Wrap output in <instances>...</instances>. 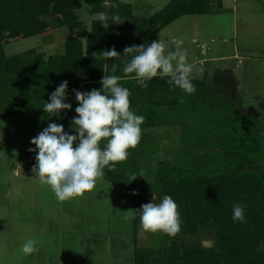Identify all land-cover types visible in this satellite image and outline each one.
<instances>
[{
    "label": "trees",
    "instance_id": "obj_1",
    "mask_svg": "<svg viewBox=\"0 0 264 264\" xmlns=\"http://www.w3.org/2000/svg\"><path fill=\"white\" fill-rule=\"evenodd\" d=\"M105 1L111 5L110 17L118 14L121 19L131 18L127 29L135 34L126 33L124 37L117 32L115 35L112 30L117 24L112 21H108L107 34L97 19L84 51L75 36L76 29L81 30L84 23L78 20L75 10L85 2L94 13L105 12ZM211 1L170 0L150 17L138 19L131 12H123L126 4L121 0H0V115L16 114L42 128L50 123L62 124L65 132L77 135L71 123L78 115L75 109L79 106L73 89L102 90L104 74L120 76L118 83L131 93L130 110L146 119L141 125L140 143L135 149H129L128 159L117 163L112 172L105 169L103 178L136 193L142 180H139L140 160L145 158V148L153 146L150 131L180 127L182 147L198 148L203 154L196 156L195 166L175 165L159 157L153 191L172 196L179 209L183 208L182 196H187V201L193 203L185 213L188 221L211 224L213 220L222 231L219 249L203 251L195 246L180 252L177 246H171L157 255L158 263L264 264V251L259 248L264 243V124L260 116L238 106L230 96L216 89L207 72L200 78L190 77L196 92L187 94L178 87H170L168 77L157 76L147 81L148 87L144 88L132 78L134 74L123 72L130 56L99 58L101 51L113 47L118 52L122 43L148 46L158 40L159 31L180 17L210 14ZM113 4L119 6L112 7ZM55 25L66 26L70 32L62 49L66 54L59 52L46 57L33 48L10 57L4 55L5 40L16 41ZM113 64L118 65L115 73L111 71ZM65 80L68 81L65 102L72 105L71 110H62L59 117L49 116L43 110L44 103L50 102L51 94ZM105 145L106 140H102L101 148ZM132 174H137L134 181L130 180ZM227 180L235 181L229 186L225 183ZM211 198L219 200L207 204ZM237 203L246 205L244 223L232 220V208ZM180 217L182 225H186L184 216ZM153 254V248H138L134 264H141V260Z\"/></svg>",
    "mask_w": 264,
    "mask_h": 264
},
{
    "label": "rangeland",
    "instance_id": "obj_2",
    "mask_svg": "<svg viewBox=\"0 0 264 264\" xmlns=\"http://www.w3.org/2000/svg\"><path fill=\"white\" fill-rule=\"evenodd\" d=\"M121 2L126 4L122 7L124 13L131 12L134 17L144 19L160 11L170 0ZM104 5L107 10L103 13L110 17V3L105 1ZM211 9L210 14L180 17L159 31L157 39L165 43L166 52L175 50L174 42L183 39L181 47L187 52L192 77L200 78L207 70L208 79L215 82L214 73L229 70L223 74L226 93L238 106L257 113L264 124V0H212ZM75 14L84 23L81 30L76 29L75 36L86 51L99 13L82 2ZM122 19L124 25H116L112 32L124 37L126 33L135 34L127 29L131 18ZM64 28L55 25L16 41L5 40L4 55L10 57L33 48L46 57L59 53L70 34ZM125 47L130 46L122 43L118 48L120 59ZM233 75L237 77L240 93L231 86ZM43 129L16 114L0 115V264H134L138 248L155 250L154 256L144 258L141 264H159L155 258L171 246H177L180 252L195 246L203 251L219 249L220 226L213 224V220L211 224L189 222L185 213L193 203L187 201V196H182L183 208L179 209L186 225L181 226L175 238L160 232H143L139 214L133 218L128 212L158 202L152 200L153 194H147L154 192V172L161 158L175 165L195 166L196 156L203 154L201 149L182 147L180 127L150 131L153 146L144 149L145 158L139 163V174L144 177L139 176L142 180L135 194L102 178L92 192L65 201L58 200L51 187L42 184L32 171L38 149L30 141ZM30 148L36 151H29ZM234 181L225 183L231 186ZM216 200L219 199L211 198L207 204ZM126 216L129 218L125 219ZM29 239L36 241L38 251L24 254L22 245ZM259 248L264 251V243Z\"/></svg>",
    "mask_w": 264,
    "mask_h": 264
},
{
    "label": "clouds",
    "instance_id": "obj_3",
    "mask_svg": "<svg viewBox=\"0 0 264 264\" xmlns=\"http://www.w3.org/2000/svg\"><path fill=\"white\" fill-rule=\"evenodd\" d=\"M113 4L112 7H118ZM109 19L114 24H122L118 14L109 17L101 12L98 20L105 29L109 27ZM64 31L67 32L65 26ZM175 50L166 52V45L160 39L154 40L148 46L141 44L125 47L123 57H131L123 67L125 74H134L144 88L147 81L153 78L168 77L170 87H178L187 94H194L196 86L191 81L192 66L188 64L187 52L181 46L183 39H177ZM61 54H66L62 50ZM95 56V52L93 53ZM121 57L113 47L101 51L100 59ZM118 65L111 66L112 73ZM203 72V68L200 69ZM122 78L118 75L102 77V90L92 89L90 92H80L73 89L79 106L72 119V126L77 135L64 131L62 124L50 123L37 137L30 142L38 149L36 165L32 171L42 184L49 185L56 198L60 201L82 197L86 192H92L97 181L105 176V169L112 172L116 164L126 161L130 155L129 149H135L141 140V125L145 122L143 115H137L130 110V91L118 83ZM68 81H63L50 96V102H45V113L60 116L62 110H71L72 105L66 103ZM103 92V94H102ZM183 103V98H180ZM106 140L102 149L100 143ZM79 141L74 146V143ZM30 148L29 151H36ZM143 176V173L139 174ZM137 174H132L134 181ZM112 187V186H111ZM135 194V193H134ZM153 201L141 205L140 209L128 210L133 218L139 214L140 227L145 233H164L175 238L181 232L182 220L179 205L170 195H152ZM246 205L237 203L232 208L233 222L244 223ZM129 217L126 216L125 219ZM36 241L29 239L22 245L24 254H32L38 249Z\"/></svg>",
    "mask_w": 264,
    "mask_h": 264
},
{
    "label": "crops",
    "instance_id": "obj_4",
    "mask_svg": "<svg viewBox=\"0 0 264 264\" xmlns=\"http://www.w3.org/2000/svg\"><path fill=\"white\" fill-rule=\"evenodd\" d=\"M223 71V70H222ZM229 70H224L223 72H221V73H219V72H217V73H214V76L213 77H215V79L213 78V80L215 81V82H211L212 83V85L216 88V89H218V90H220V91H222V93H225V94H227L226 93V89L224 88L225 87V85H223L224 84V82H225V77H224V75H225V73H227ZM205 72H207V70L205 71ZM224 74V75H223ZM232 75V74H231ZM220 80L222 81V83L220 82ZM216 85V86H215ZM224 86V87H223ZM231 86H233L234 87V90L237 92V93H240L239 91H238V80H237V77H236V75H233V83H232V85ZM235 92V93H236ZM228 95V94H227ZM168 131H170V132H172L171 130H168ZM13 174H14V176L16 177L17 175V171L16 170H14V172H13ZM154 193V192H153ZM153 193H150V194H147V196H150V195H152ZM156 193H160V192H156ZM160 194H162V193H160ZM143 196H145L146 197V195H143Z\"/></svg>",
    "mask_w": 264,
    "mask_h": 264
}]
</instances>
